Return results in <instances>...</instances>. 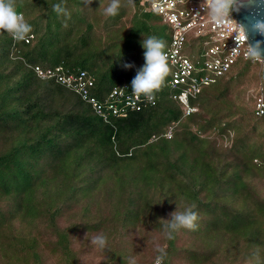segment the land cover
I'll use <instances>...</instances> for the list:
<instances>
[{
    "label": "trees",
    "instance_id": "trees-1",
    "mask_svg": "<svg viewBox=\"0 0 264 264\" xmlns=\"http://www.w3.org/2000/svg\"><path fill=\"white\" fill-rule=\"evenodd\" d=\"M169 42L141 0H0V264H264V116L242 87L260 65L185 115L152 74ZM36 67L83 74L124 115Z\"/></svg>",
    "mask_w": 264,
    "mask_h": 264
},
{
    "label": "built area",
    "instance_id": "built-area-1",
    "mask_svg": "<svg viewBox=\"0 0 264 264\" xmlns=\"http://www.w3.org/2000/svg\"><path fill=\"white\" fill-rule=\"evenodd\" d=\"M148 9L161 18L170 33V42L162 59L170 69L169 86L173 89L172 98L184 109L185 115L195 112L189 99L196 97L203 87L209 86L226 75L238 62L252 61L262 66L244 34V30L233 14V6L244 0H141ZM17 19H10L9 27L17 28ZM194 42L195 60L188 54L190 44ZM41 79L55 77L65 88L77 92L87 100L94 112L105 118L107 113L124 115V109L119 110L116 105L106 107L98 104L93 98L87 97V87L92 80H84L83 74L78 77L63 76L50 70L43 71L35 68ZM206 74H203V73ZM122 98L121 91L113 90L110 97ZM246 96L251 100L252 109L256 117L264 116V86L262 80L248 89ZM147 101H152L149 96ZM139 101L137 94L126 99L125 107L137 108ZM138 109V108H137ZM170 138V131L165 135ZM254 163L259 162L254 159ZM158 264V262H155Z\"/></svg>",
    "mask_w": 264,
    "mask_h": 264
},
{
    "label": "water",
    "instance_id": "water-1",
    "mask_svg": "<svg viewBox=\"0 0 264 264\" xmlns=\"http://www.w3.org/2000/svg\"><path fill=\"white\" fill-rule=\"evenodd\" d=\"M233 14L254 54L262 60L261 80L264 86V0L240 1L233 6Z\"/></svg>",
    "mask_w": 264,
    "mask_h": 264
},
{
    "label": "rangeland",
    "instance_id": "rangeland-1",
    "mask_svg": "<svg viewBox=\"0 0 264 264\" xmlns=\"http://www.w3.org/2000/svg\"><path fill=\"white\" fill-rule=\"evenodd\" d=\"M249 65H253L252 62L249 63ZM261 67L262 66H256V67H253L252 68V71L249 72V76L251 78H255L253 82H251L250 80H246L243 84H242V87L245 89V92H244V97H246V93L248 91L249 88L253 87V86H257V84L261 81ZM161 73V75L163 76H169L170 75V70L169 68L167 67L166 64H162L160 66H157L155 67V69L153 70L152 74L154 76H158L159 74ZM203 74H206L205 72ZM250 78V79H251ZM256 82V83H255ZM255 83V84H254ZM253 84V85H252ZM251 85V86H250ZM84 260L87 261V262H93V261H96L95 257L94 256H85L84 257ZM157 262V261H155ZM155 264V263H154Z\"/></svg>",
    "mask_w": 264,
    "mask_h": 264
}]
</instances>
